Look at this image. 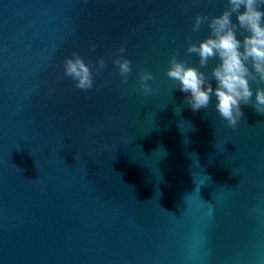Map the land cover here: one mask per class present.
<instances>
[{
  "label": "water",
  "instance_id": "obj_1",
  "mask_svg": "<svg viewBox=\"0 0 264 264\" xmlns=\"http://www.w3.org/2000/svg\"><path fill=\"white\" fill-rule=\"evenodd\" d=\"M223 6L0 0V264H264V114L230 127L165 75L173 49L196 64L193 18ZM73 51L105 58L92 89L63 76Z\"/></svg>",
  "mask_w": 264,
  "mask_h": 264
},
{
  "label": "clouds",
  "instance_id": "obj_2",
  "mask_svg": "<svg viewBox=\"0 0 264 264\" xmlns=\"http://www.w3.org/2000/svg\"><path fill=\"white\" fill-rule=\"evenodd\" d=\"M202 25L208 29L204 38L192 42L191 37H185L184 52L195 55L196 64L178 59L177 49L169 55L165 75L175 85L173 89L185 94L184 102L194 112L208 109L212 103L214 111L230 127L243 115L241 105H251L257 113L264 114V0H224L218 15L196 14L191 30L197 32ZM95 47L92 45L93 50ZM116 52L110 58L125 83L132 73V62L124 55L123 44ZM210 60L214 63L209 67ZM105 66L103 56L85 62L73 51L64 58L62 71L76 88L88 90L94 86V74L99 76ZM153 79L151 71L138 68L137 86L142 94L153 93L149 84Z\"/></svg>",
  "mask_w": 264,
  "mask_h": 264
}]
</instances>
